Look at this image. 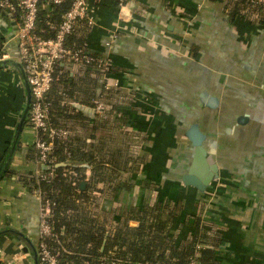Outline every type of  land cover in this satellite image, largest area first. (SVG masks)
I'll return each instance as SVG.
<instances>
[{"label": "crops", "instance_id": "crops-1", "mask_svg": "<svg viewBox=\"0 0 264 264\" xmlns=\"http://www.w3.org/2000/svg\"><path fill=\"white\" fill-rule=\"evenodd\" d=\"M89 5L90 50L105 53L118 70L108 75L109 92L103 90L102 77L93 78L101 109L99 104L67 101L68 107L76 106L93 121L89 127L78 119L70 123L76 125L82 143L98 151L102 141L106 145L120 141L125 129L139 139L135 152L143 153L145 160L139 172L131 169L124 174L130 188L123 186L101 199V214L115 226L114 214L154 203L164 198L161 193L176 201L185 192L189 207L197 214L204 208L216 231L226 237L221 264H264V26L256 13L244 10L231 18L226 0H130L124 5L90 0ZM19 14L0 12V59L21 61ZM67 68L71 74L84 72L77 65ZM116 86L132 99L130 105L114 97ZM203 92L215 97L217 104L207 105L201 99ZM118 100L120 109L127 111L121 119L113 109ZM25 104L19 70L13 65L1 67L0 170ZM193 123L206 134V146L214 150L220 166V176L204 191L182 182L192 152L186 132ZM35 140L27 120L0 178V228H16L37 246L41 193L21 178L45 169L38 162V151L32 150ZM78 163L85 167L86 185L95 170L86 162ZM128 222L139 225L136 219ZM23 245L15 234L0 235V264H33Z\"/></svg>", "mask_w": 264, "mask_h": 264}, {"label": "trees", "instance_id": "trees-1", "mask_svg": "<svg viewBox=\"0 0 264 264\" xmlns=\"http://www.w3.org/2000/svg\"><path fill=\"white\" fill-rule=\"evenodd\" d=\"M70 5L71 1L66 0L61 4L41 7L36 32L45 38L55 37ZM226 8L231 18H236L244 10L253 11L259 24L264 26V3L260 0H226ZM2 11L5 10L0 9ZM90 31L88 18L77 20L66 37L65 45L78 52L82 59L55 64L53 82L47 95L49 121L52 125L66 128L69 136L65 140H56L47 162L49 169H39L36 174L21 177L33 189H40L42 201L51 202L48 221L53 230L44 241L62 264H101L103 258H116L135 264L145 261L190 264L193 260L197 264H221L220 249L227 239L216 231L210 213L203 208V214H197L194 208L189 207L185 192L176 201L167 199L161 193L164 198H158L154 203H142L124 211V214H114L115 226L111 218L101 214V199L116 194L123 186L130 188L124 174L131 169L139 172L145 160L143 153L133 150L139 139L131 138L125 129L120 141L116 144L113 141L111 145L102 141V148L98 151L87 148L75 132L76 125L70 123L78 119L82 125L89 127L93 121L83 116L76 106L68 107L70 104H66L67 101L97 106L100 104L95 95L98 84L93 78L102 77L103 90L109 92L108 75L118 70L114 64H106L109 59L105 53L90 50ZM67 64L77 65L84 72L71 74ZM118 89L112 93L114 97L130 105L132 99ZM119 100L113 109L121 119V115L127 111L120 109ZM32 150L37 152L36 147ZM66 160H71L72 164L57 166ZM78 162H86L95 170L84 187L81 184L87 175L84 173L85 167ZM48 171H53V175L41 179L40 176ZM98 192L101 196H98ZM204 196L206 198L208 194ZM129 219L138 220L139 225H129ZM175 229L179 231L174 234ZM107 232L105 248L101 250Z\"/></svg>", "mask_w": 264, "mask_h": 264}, {"label": "built area", "instance_id": "built-area-1", "mask_svg": "<svg viewBox=\"0 0 264 264\" xmlns=\"http://www.w3.org/2000/svg\"><path fill=\"white\" fill-rule=\"evenodd\" d=\"M66 0H0V9L15 12L19 11V26L17 38L19 40L20 59L23 64L27 80L30 84L32 102L28 122L36 133L35 147L38 151V162L46 164L50 160V154L56 140H65L69 136L66 128L52 125L49 121L50 103L47 100L48 92L53 82L55 64L59 61L74 62L82 58L78 52L65 45L66 37L71 33L77 20L88 18L90 0H70V8L64 14L55 37L45 38L36 32L37 19L40 8L50 4H61ZM119 5H124L130 0H116ZM264 3V0H260ZM87 58V57H86ZM90 58H87L89 60ZM106 64H111L106 60ZM102 105H98L101 109ZM50 168V166H49ZM53 171H48L40 176L48 179ZM41 199V222L39 229V241L37 250L40 264H62L58 257L52 252L45 237L52 233V224L48 221L51 211V202ZM101 264H135L124 262L116 258H103ZM136 264H167L162 262H139ZM190 264H197L193 260Z\"/></svg>", "mask_w": 264, "mask_h": 264}, {"label": "water", "instance_id": "water-1", "mask_svg": "<svg viewBox=\"0 0 264 264\" xmlns=\"http://www.w3.org/2000/svg\"><path fill=\"white\" fill-rule=\"evenodd\" d=\"M7 65H13L17 68L22 76L23 82L26 88V104L23 109L22 115L18 121L16 127V133L14 139L12 141L11 147L7 154V157L4 161L3 168L0 170V178L6 172L8 166L10 165L11 159L13 154L17 148L18 139L20 133L24 127L25 122H27L29 118V112L31 108L32 102V95H31V88L30 84L27 80L25 70L21 61H14L10 58H1L0 59V68ZM201 99L209 106L213 107L217 104V99L213 96L208 95L206 92L201 94ZM188 139L192 145V152L190 158V164L182 177V182L186 185H191L196 187L197 189L204 191L209 188L213 182L220 176V166L215 159L214 150L209 149L206 146L207 136L205 133L202 132L199 125L197 123L191 124L189 129L186 132ZM71 160L66 162L58 163L57 166L65 165ZM45 169H49V166L43 164ZM85 182H82L81 186L84 187ZM134 224H138L137 222H133ZM5 233H12L19 236L23 242V250L28 251L31 253L33 258V264H40L39 254L37 250L36 244L28 237L26 234L22 233L16 228L13 227H5L0 228V235ZM104 248V245H103Z\"/></svg>", "mask_w": 264, "mask_h": 264}, {"label": "rangeland", "instance_id": "rangeland-1", "mask_svg": "<svg viewBox=\"0 0 264 264\" xmlns=\"http://www.w3.org/2000/svg\"><path fill=\"white\" fill-rule=\"evenodd\" d=\"M134 151H136V147L134 146V149H133ZM174 231V230H173ZM173 233H175V232H173Z\"/></svg>", "mask_w": 264, "mask_h": 264}]
</instances>
